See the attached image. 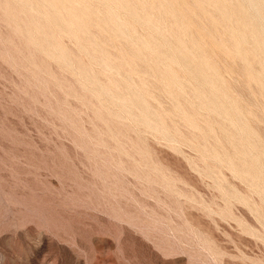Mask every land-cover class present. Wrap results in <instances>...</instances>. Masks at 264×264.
Segmentation results:
<instances>
[{
	"label": "rangeland",
	"instance_id": "obj_1",
	"mask_svg": "<svg viewBox=\"0 0 264 264\" xmlns=\"http://www.w3.org/2000/svg\"><path fill=\"white\" fill-rule=\"evenodd\" d=\"M51 1L57 24L40 0H0V264H264V77L247 0L228 3L248 18L228 0L203 16L191 7L204 0H130L149 23L115 0ZM70 7L90 23L77 39ZM174 36L188 44L181 65ZM196 54L212 86L196 81Z\"/></svg>",
	"mask_w": 264,
	"mask_h": 264
},
{
	"label": "bare ground",
	"instance_id": "obj_2",
	"mask_svg": "<svg viewBox=\"0 0 264 264\" xmlns=\"http://www.w3.org/2000/svg\"><path fill=\"white\" fill-rule=\"evenodd\" d=\"M55 1V0H54ZM57 1V0H56ZM73 1V0H72ZM116 1V3H117V6H118V8H122V9H125V10H127V11H129L130 12V15H131V19L132 20H141V21H143V22H147V23H149L150 22V17H149V14L147 15V14H145L144 16L143 15H141V16H143L142 18H140L135 12H134V10L135 9H133V6L132 5H130L129 4V2H130V0L128 1V0H115ZM137 1H139V0H137ZM147 1V0H146ZM145 1V2H146ZM149 1V0H148ZM147 1V2H148ZM180 1V0H179ZM188 1V0H187ZM186 1V2H187ZM196 1V0H195ZM205 2H197V3H194L193 2V4L195 5H192V7H191V9L192 8H194L195 10H197L199 13H200V15H202L203 16V14L205 15V11L207 10L206 8H207V6H209L210 5V3H213L212 5H214L215 6V3H220L221 1H223V0H204ZM224 1H226V0H224ZM223 1V2H224ZM231 2H233V0H230ZM229 0L228 1H226L227 3L226 4H231L232 6L235 4V3H228V2H230ZM235 1H237V0H235ZM23 2V1H22ZM40 2L45 6V7H47V8H49L50 9V11H51V19L53 20V22L55 23V24H57L58 22H59V17H58V14H59V10L61 9L60 7H59V4L57 5L55 2L53 3L51 0H40ZM104 2H106L105 0H104ZM144 2V1H143ZM154 2V1H153ZM247 2H248V7L249 8H251V11L253 12V15L251 16V17H249V18H251V20L249 21V19H247V21L248 22H250V25H251V27H253V29L254 30H252V28L250 29L251 31H249L248 33H250L251 35L249 36V37H254V46H250V47H254L253 48V51H252V48L250 49V48H246L247 50L246 51H248V49H249V51L251 50L252 52H249V53H251L250 55H255V56H257V57H259V60H260V62L259 61H257V60H255V58H254V61H257V63L259 62V64H261L262 65V67L260 66V68H259V71H261V69H262V73H263V77H264V39H263V35H262V30H263V25H264V0H247ZM66 3V2H65ZM130 3H133V2H130ZM168 3V2H167ZM188 3V2H187ZM190 4H192V2L190 1L189 2ZM241 3V2H240ZM245 3V2H244ZM78 4H80V3H78ZM144 4V3H143ZM149 4H151V3H149ZM154 4H156V2L154 3ZM184 4V3H183ZM86 5V4H85ZM139 5H141V4H139ZM189 5V4H188ZM206 5V6H205ZM219 5V4H218ZM229 5H226V7L227 8H230L229 7ZM230 5V6H231ZM241 4H239L238 5V3H237V5H235V7H237V6H240ZM144 6H146V5H144ZM150 5H147V7L148 8H150L149 7ZM194 6V7H193ZM217 6V5H216ZM231 6V7H232ZM92 7V6H91ZM94 7V6H93ZM92 7V8H93ZM111 7V6H110ZM137 7V6H136ZM136 7H134V8H136ZM143 7V5L141 6V8ZM157 7V6H156ZM168 7V6H167ZM226 7L224 6V5H219V12L220 13H222V17H225L226 19H229L230 18V20L232 21V17H230L229 16V14H228V11H227V9H226ZM247 7V8H248ZM145 7H143V9H144ZM175 8V7H174ZM171 9V11H170V13L171 14H174L175 12H180V8H178V10H176V9ZM233 8V9H232ZM232 8H230V13L231 12H233L232 10H236L237 8H234V6L232 7ZM241 8V7H240ZM238 8L239 9V14H241V16H243L244 14H245V17H246V14H248V13H243L242 11H241V9L243 8ZM66 9V16H65V21L64 22H66V23H69L70 24V28H69V34L72 36V37H74L75 39H77L78 38V31H82L85 27H86V25H88V24H90L89 23V20H84V18L83 17H86L87 18V16H86V11L85 12H81V14L83 15L82 17H79V15L78 14H75L74 13V10H73V8H72V10H71V7L70 8H65ZM137 9H138V7H137ZM146 9V8H145ZM155 10H157V8H154ZM160 9H161V7H160ZM163 9V8H162ZM237 9V10H238ZM244 9V8H243ZM76 10V9H75ZM95 10V9H94ZM120 10V9H119ZM118 10V11H119ZM149 10V9H148ZM210 10V9H209ZM212 10V9H211ZM210 10V11H211ZM77 11V10H76ZM93 11V10H92ZM135 11H137V10H135ZM181 11H182V13H184V15H186V14H188V10L186 9V7H182V9H181ZM210 11H207V12H209V13H211ZM246 11V10H245ZM250 11V12H251ZM77 12H80L79 10L77 11ZM154 12V11H153ZM158 12V11H157ZM212 12H213V10H212ZM247 12V11H246ZM249 12V13H250ZM25 13V12H24ZM98 13H100V12H98ZM114 13V12H113ZM181 13V12H180ZM208 13V14H209ZM236 13H238L237 11H236ZM80 14V13H79ZM81 14H80V16H81ZM105 14V13H104ZM158 14V13H157ZM196 14V13H195ZM212 14V13H211ZM213 14H216V12H214ZM88 15V14H87ZM129 15V14H128ZM153 15H154V13H153ZM164 15L165 14H163V16L162 17H164ZM167 15V14H166ZM197 15V14H196ZM199 15V16H200ZM207 15V14H206ZM106 16V17H105ZM158 16V15H157ZM209 16H212V15H209ZM215 16H217V15H214V18H215ZM238 16V15H237ZM236 16V14L234 15V17H236V18H234L233 17V21L235 22V21H237L238 19H240V18H238V17H241V16H238L237 17ZM104 19L102 20V23H103V25L104 26H107V28H109V30L115 35V36H117V37H119V36H121L122 35V31H121V27H118L117 26V23L115 22L116 20L113 18V14L111 13V12H107V14L106 15H104ZM152 17V16H151ZM180 17V16H179ZM182 17V16H181ZM248 17H246V18H248ZM27 18V17H26ZM155 18H158V17H156L155 16ZM197 18H198V16H197ZM199 18H201V17H199ZM210 18L211 17H209V20H210ZM238 18V19H237ZM244 18V17H243ZM246 18H244L245 19V21H246ZM89 19V18H88ZM96 19V18H95ZM159 19V18H158ZM161 19H163V18H161ZM169 19H170V17H169ZM172 19H174V18H172ZM182 19V18H181ZM201 19H203V17L201 18ZM204 19H207L208 20V18H204ZM212 19V18H211ZM220 19V18H219ZM180 20V19H179ZM188 20V19H187ZM207 20H206V23H207ZM208 20V22L210 23V24H212V25H214V23H213V21L212 22H210ZM213 20V19H212ZM215 20V19H214ZM222 20H224V19H222ZM155 21H157V20H155L154 19V22ZM159 21V20H158ZM192 21V20H191ZM215 21H217V20H215ZM221 21V20H220ZM230 21V22H231ZM232 21V23L235 25V23ZM244 21V20H243ZM93 22V21H92ZM160 22V21H159ZM169 22V21H168ZM175 22H177V21H175ZM217 22H219V20L217 21ZM223 22V21H222ZM225 22V21H224ZM227 22H228V20H227ZM239 22H241L242 23V21H241V19H240V21ZM238 22V23H239ZM163 23V22H162ZM197 23H199V22H197ZM197 23L195 24V22H194V24L195 25H197ZM205 22H204V24H206ZM241 23H240V25L239 24H237V25H239V26H241ZM146 24V23H145ZM151 24V23H150ZM160 23H158V24H156V25H159ZM164 24V23H163ZM171 24V23H170ZM174 24H176V23H174ZM173 24V25H174ZM190 24V23H189ZM193 24V23H192ZM202 24H203V22H202ZM208 24V23H207ZM206 24V25H207ZM209 24V25H210ZM230 24V23H229ZM231 25V27H232V30H234V29H236L237 27H236V25L234 26V25ZM245 24V25H244ZM126 25V24H125ZM161 25V24H160ZM159 25V27H161ZM173 25H171V26H173ZM188 25V24H187ZM219 25V24H218ZM245 26V27H247V25H249L248 23H244L243 22V24H242V26ZM136 26V25H135ZM134 26V27H135ZM152 26H153V24H152ZM197 26H199V25H197ZM211 26V25H210ZM241 26V27H242ZM243 26V27H244ZM103 27V26H102ZM128 27V26H127ZM167 27V26H166ZM181 27V26H180ZM180 27H176L175 28V30H178ZM190 26H188V28H189ZM200 27H201V25H200ZM200 27H198V28H200ZM204 27H205V25H204ZM209 27V26H208ZM214 28H216V26L214 25L213 26ZM212 27V28H213ZM220 26H218L217 28H219ZM222 27L223 28H227V29H229L228 27H225V25H224V23H223V25H222ZM230 27V28H231ZM244 27V28H245ZM137 28V27H136ZM183 28V27H182ZM194 28H196V26H194ZM210 28V27H209ZM249 28V27H248ZM93 29V28H92ZM147 29V28H146ZM154 29H156L157 30V27L156 28H154ZM160 29V28H159ZM162 29V28H161ZM160 29V30H161ZM191 29V28H190ZM190 29H187L186 28V30H190ZM23 30V29H22ZM96 30V29H95ZM98 30V29H97ZM96 30V31H97ZM163 30V29H162ZM196 30V29H195ZM225 30V29H224ZM230 30V29H229ZM239 30H241V29H239ZM245 30V29H244ZM249 30V29H248ZM248 30H246V31H248ZM99 31V30H98ZM127 31H129V30H127ZM207 31V30H206ZM206 31H202L203 33H206ZM220 31V30H219ZM253 31V32H252ZM100 32V31H99ZM132 32V31H131ZM160 32H162V31H160ZM168 32H170L171 33V31H168ZM180 32H182V34H184L183 32H185L184 30L182 31L181 29H180ZM190 32V31H189ZM201 32V31H200ZM222 32V31H221ZM226 32V34L228 33V31H225ZM231 32H233V31H231ZM234 32L235 33H237L238 31H236V30H234ZM166 33V32H165ZM213 33V32H212ZM212 33H207V35L209 34H211L212 35ZM235 33H233L232 34V36H234L235 35ZM238 33H240V36H239V34ZM237 33V35L243 40V38H245V36L246 37H248L247 35V33L245 32V31H243V29L241 30V31H239ZM187 34H188V32H187ZM202 34V33H201ZM264 34V33H263ZM134 35V34H133ZM174 35V34H173ZM176 35H177V33H176ZM190 35V34H189ZM188 35V37H190ZM206 35V36H207ZM208 35V36H209ZM214 35H217V33H214ZM219 35V34H218ZM217 35V36H218ZM223 35H224V33H223ZM222 35V36H223ZM237 35H235L233 38H235V37H237ZM208 36L206 37V38H208ZM216 36V37H217ZM226 36V35H225ZM228 36V35H227ZM230 36V35H229ZM69 37V36H68ZM175 37V36H174ZM187 36H186V38H188ZM196 37V36H195ZM202 37V36H201ZM213 37V36H212ZM212 37L210 38L211 40H213L212 39ZM218 37H220V36H218ZM169 38V37H168ZM176 38V49H177V53H178V55L180 54L182 57L180 58V60H178L177 62H178V64H184V62H186L185 60H186V58H187V55H186V51H185V47H187V42H186V44L187 45H185V42H183V44H184V46L185 47H183V44H182V40L181 39H179L180 37H175ZM183 38H185V37H183ZM185 38V39H186ZM191 38V37H190ZM206 38H205V40H206ZM208 38V40L207 41H209L210 39ZM222 38H224V37H222ZM228 38H230V37H228ZM96 39H98V38H96ZM145 39V38H144ZM184 39V40H185ZM200 39V38H199ZM215 39H217L218 40V38H215ZM213 40V42H215L216 40ZM227 39V37L225 38V40ZM231 39V38H230ZM230 39H228V44L230 43V41H232V40H230ZM235 39H237V38H235ZM27 40V39H26ZM147 40V39H146ZM145 40V41H146ZM150 40H152V39H150ZM188 40V39H187ZM187 40H185V41H187ZM210 40V41H211ZM249 40V39H248ZM189 42H190V40H188ZM207 41H205L204 43H206ZM209 41V42H210ZM224 41V40H223ZM235 41V40H234ZM238 41V40H237ZM237 41H236V43H237ZM245 41V40H244ZM252 41V40H251ZM219 42H221V41H219ZM226 42V41H225ZM198 43H201V41H199ZM208 43V42H207ZM216 43V42H215ZM235 43V44H236ZM84 44V43H83ZM102 44V43H101ZM222 45L224 44L223 42L221 43ZM221 44H219L218 43V47L217 48H219L220 46H221ZM31 45V44H30ZM106 45V44H105ZM191 45H194V46H197L198 47V44L197 43H192L191 42ZM206 45V44H205ZM209 45L211 46V48H212V43H209ZM209 45H208V47H209ZM227 45V44H226ZM225 44L223 45V47L224 46H226ZM230 45V44H229ZM240 45V44H239ZM239 45H235V46H239ZM253 45V44H252ZM93 46H94V43H92L91 41L90 42H88L86 45H85V49H86V47L88 48V49H93ZM126 46V45H125ZM199 46H201V45H199ZM215 46H217V43H216V45ZM214 46V47H215ZM243 45H241V48H243L242 47ZM244 46H246V45H244ZM196 47V48H197ZM208 47H206V49H208ZM213 47V48H214ZM222 46H221V48L223 49V51L222 52H224L226 49H227V51H228V49H229V47H228V45L226 46L227 48H223ZM231 47V46H230ZM127 48V47H126ZM132 48V47H131ZM210 48V47H209ZM212 48V49H213ZM217 48H214V49H216L217 51H219ZM220 48V49H221ZM128 49V48H127ZM133 49V48H132ZM201 49H204V50H202L203 52H206L205 51V47L204 48H201ZM201 49H199L198 48V50L197 51H199V50H201ZM211 49V50H212ZM225 49V50H224ZM244 49V48H243ZM175 50V49H174ZM188 50V49H187ZM193 50V49H192ZM216 50H213V51H215L216 52ZM229 50H231V48L229 49ZM133 51H135L134 49H133ZM189 51V50H188ZM220 51V52H221ZM233 51H234V54H237V56L236 55H231V56H236L237 57V59L238 58H240V57H238V55H239V52L235 49V48H233ZM241 51H243L242 49H241ZM123 51H121V53H122ZM163 52H165L164 50H163ZM200 52V51H199ZM67 53V52H66ZM219 53V52H218ZM227 53V55H229V54H231V53H233L232 51H230V52H225V54ZM249 53H247V54H249ZM63 53L61 52V53H59V55H58V57H63V55H62ZM123 54V53H122ZM187 54H189V53H187ZM208 54V53H207ZM206 54V55H207ZM224 54V55H225ZM117 55V54H116ZM124 55V54H123ZM129 55H130V53H129ZM128 55V56H129ZM131 55H133V54H131ZM141 55V54H140ZM190 55H192V54H190ZM197 55V54H196ZM217 55V54H216ZM223 55V54H222ZM224 55H223V57H224ZM226 55V58L227 57H229V56H227ZM68 56V55H67ZM71 56V55H70ZM125 56V55H124ZM161 56H163V55H161ZM194 56H195V54H194ZM219 56V54L217 55V57ZM230 56V58H232L233 59V57H231ZM252 56V57H253ZM69 57V56H68ZM169 57V56H168ZM180 57V56H179ZM190 57H192V56H190ZM197 57H198V55H197ZM236 57H234V59L236 58ZM248 57V56H247ZM251 57V56H250ZM135 58V57H134ZM144 58V57H143ZM170 58V57H169ZM201 58V57H200ZM199 57H198V60L200 59ZM210 58H212V57H210L209 56V59ZM229 58V59H230ZM118 59V58H117ZM146 59V58H145ZM148 59V58H147ZM165 59H167L166 57H164L163 56V60H165ZM171 59V58H170ZM170 59H168V60H170ZM201 59H203V58H201ZM240 59H242V61L244 60V59H246V56H244V58L242 57V58H240ZM248 59H249V57H248ZM119 60V59H118ZM168 60H166V61H168ZM194 60H196V59H194ZM197 60V61H198ZM214 60H215V58H214ZM239 60V59H238ZM88 61V60H87ZM121 62H122V59L120 60ZM170 61H172V59L170 60ZM174 61V60H173ZM172 61V62H173ZM211 61H213V60H211ZM221 61V60H220ZM246 61V60H245ZM149 62V61H148ZM151 62V61H150ZM149 62V63H150ZM159 62V61H158ZM199 63H196V64H199L198 66H199V68H197L198 70L196 71L197 72V75H196V81L198 80V81H200V82H202L204 85L205 84H209L210 83V86H212L211 84V79H210V81L209 80H207L208 78H209V76H211V75H209V76H207V72H206V74H205V68H206V66H205V64L203 63V61H201V60H199L198 61ZM91 63V62H90ZM105 63V61H103V64ZM115 63V62H114ZM123 63V62H122ZM161 63V62H160ZM174 63V62H173ZM207 63V62H206ZM243 63H244V61H243ZM92 64V63H91ZM90 64V65H91ZM127 64V63H126ZM137 64V63H136ZM152 64L154 65V63L152 62ZM253 64V63H252ZM256 64V63H255ZM70 65V64H69ZM131 65V64H130ZM156 65V64H155ZM208 65V64H207ZM121 66H122V64H121ZM172 66V65H171ZM175 66H176V64H175ZM198 66H196V67H198ZM205 66V67H204ZM252 66V65H251ZM89 67V66H88ZM133 68H134V66H132ZM159 67V66H158ZM259 67V66H258ZM119 68H121L120 66H119ZM152 68V67H151ZM157 68V67H156ZM173 68V67H172ZM208 68H210V67H208ZM228 68H230V67H228ZM246 67H244V69H245ZM255 68H256V66H255ZM121 69H123V67L121 68ZM127 69V67L126 68H124V71ZM135 69V68H134ZM139 69V68H138ZM144 69V68H143ZM164 69V68H163ZM170 70V69H169ZM173 70H176V69H173ZM173 70H172V72H173ZM178 70V69H177ZM187 70V69H186ZM205 70V71H204ZM231 70H233L232 68H231ZM236 70V69H235ZM106 71H107V69H106ZM142 71V70H141ZM155 71V70H154ZM207 71H208V69H207ZM209 71H214V70H211V68H210V70ZM243 71V70H242ZM241 71V72H242ZM247 71H248V68H247ZM102 72V71H101ZM128 72H130V71H128ZM127 72V73H128ZM145 72V71H144ZM179 72V71H178ZM233 72V71H232ZM239 72V71H238ZM244 72V71H243ZM249 72V71H248ZM243 73V74H248V75H246L247 77H249V79H250V77H251V75H250V73ZM253 72V71H252ZM254 72H256V71H254ZM131 73V72H130ZM129 73V74H130ZM210 73V72H209ZM213 73V72H212ZM158 74V73H157ZM211 74V73H210ZM255 74V73H254ZM254 74H252V75H254ZM214 75V74H213ZM216 75L217 74H215L213 77H215L214 79H217V77H216ZM250 75V76H249ZM257 76H259V77H262V75L260 74L259 75V73L258 74H256ZM149 76V75H148ZM150 76H151V74H150ZM177 76V75H176ZM244 76V75H243ZM245 76V78H247ZM257 76H255V77H257ZM157 77V76H156ZM160 77V76H159ZM174 77V76H173ZM208 77V78H207ZM213 77H212V79H213ZM158 78V77H157ZM252 78V77H251ZM254 78V77H253ZM112 79V78H111ZM159 79V78H158ZM183 79V78H182ZM221 79V78H220ZM249 79L247 80L248 82H249ZM256 79V78H255ZM260 78H258V80H259ZM161 80V79H160ZM217 80H219V79H217ZM262 80H263V78H262ZM109 81V80H108ZM246 81V82H247ZM252 81V80H251ZM255 82H256V80H254ZM114 84H115V81H112ZM221 82V81H220ZM259 82V81H258ZM257 82V83H258ZM112 83V84H113ZM164 83H166V81L164 82ZM197 83V82H196ZM216 83H219V82H217L216 81ZM215 83V84H216ZM222 83H224V82H222ZM262 83H264V80H263V82ZM141 84V83H140ZM254 84V83H253ZM259 84L261 85V83L259 82ZM258 84V85H259ZM162 85H164V84H162ZM217 85V84H216ZM216 85H214V86H216ZM218 85H220V84H218ZM222 85V84H221ZM227 85V84H226ZM245 85V84H244ZM257 85V86H258ZM264 85V84H263ZM261 86L260 88L261 89H263L264 88V86ZM117 86V85H116ZM166 86V85H165ZM195 86V85H194ZM205 86H207V85H205ZM255 86V85H254ZM107 87V86H106ZM112 87V86H111ZM128 87V86H127ZM126 87V88H127ZM209 87V86H208ZM130 88V87H129ZM165 88V87H164ZM212 88V87H211ZM219 88V87H218ZM204 89V88H203ZM208 89V88H207ZM210 89V88H209ZM260 89V90H261ZM126 90H130V89H126ZM210 90H212V89H210ZM220 90V89H219ZM107 91V90H106ZM105 91V92H106ZM109 91V90H108ZM131 91V90H130ZM142 91V90H141ZM201 91V90H200ZM216 91H217V89H216ZM146 92V91H145ZM172 92V91H171ZM196 91H194V93H195ZM213 92H215V89H214V91ZM221 92V91H220ZM261 92V91H260ZM264 92V91H263ZM107 93H109V92H107ZM193 93V94H194ZM197 93H199V92H197ZM197 93H195V94H197ZM218 93V92H217ZM223 93V92H222ZM221 93V94H222ZM144 94V93H143ZM191 94V93H190ZM193 94H191L192 96H193ZM203 94V93H202ZM216 94V93H215ZM219 94V93H218ZM221 94H219V96L221 95ZM135 95V94H134ZM145 95V94H144ZM143 95V96H144ZM201 95V94H200ZM210 95V94H209ZM223 95V94H222ZM146 96V95H145ZM196 96V95H195ZM203 96V95H202ZM224 96V95H223ZM97 97V96H96ZM197 97V96H196ZM204 97V96H203ZM211 97H213V96H211ZM146 98H147V96H146ZM198 98V97H197ZM202 98V97H201ZM229 98V97H228ZM208 101L207 99H205L204 98V100H201V101ZM213 100H215V101H217V99H214L213 98ZM135 101H137V103H139L140 104V102H139V100L138 99H135ZM210 101V100H209ZM232 101V100H231ZM186 102V101H185ZM220 102V101H219ZM207 103V102H206ZM217 103V102H216ZM215 103V104H216ZM234 103H236L235 101H234ZM209 104H212V103H209ZM233 104V103H232ZM231 103H230V105H232ZM207 104H205L204 106H206ZM219 105H221V104H219ZM218 104L216 105L217 106V110H218V108H221V107H218L219 106ZM227 105V104H226ZM229 105V104H228ZM233 105H235V104H233ZM232 105V106H233ZM232 106L230 107V106H228V111L230 112V110L232 111L233 110V112L236 114V112H235V110L234 109H231L232 108ZM209 107H210V105H209ZM209 107H207V108H209ZM224 107V106H223ZM223 107H222V109H223ZM227 107V106H226ZM234 108H236V106L234 107ZM210 109H211V107H210ZM144 111H145V109H143ZM214 110V109H213ZM237 110V109H236ZM178 111V110H177ZM221 110L219 109L218 110V112L221 114V112H220ZM146 112V111H145ZM148 112V111H147ZM172 112H174V111H172ZM172 112H171V114H172ZM216 112V111H215ZM178 113V112H177ZM211 113V112H210ZM224 113H226V112H224ZM231 113V112H230ZM233 113V114H234ZM237 113H240V112H237ZM181 114V113H180ZM192 114V113H191ZM174 115H176V114H174ZM190 116H193V114L192 115H190ZM238 116V115H237ZM241 116V115H240ZM162 118V117H161ZM243 118V117H242ZM163 119H164V117H163ZM182 119V118H181ZM184 120V119H183ZM165 123V122H164ZM194 124V123H193ZM236 124V123H235ZM196 127V126H195ZM194 127V128H195ZM159 130V129H158ZM208 130V129H207ZM210 130V129H209ZM227 136H230V135H227ZM230 138H232V137H230ZM234 139V138H233ZM235 142V141H234ZM259 156V155H258ZM255 160V159H254ZM226 161V160H225ZM227 162V161H226ZM246 164H247V162H246ZM247 165H249V164H247ZM236 166V165H235ZM244 167V166H243ZM248 167V166H247ZM239 169V168H238ZM241 169V168H240ZM243 170H244V168H243ZM261 172V171H260ZM254 175V174H253ZM264 175V174H263ZM258 176V175H257ZM257 176H256V178H255V175L253 176L255 179H256V181H257ZM252 177V176H251ZM259 181H260V179H258ZM263 188V187H262Z\"/></svg>",
	"mask_w": 264,
	"mask_h": 264
}]
</instances>
